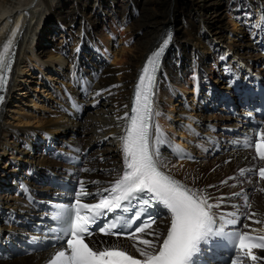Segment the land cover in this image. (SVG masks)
<instances>
[{
	"label": "bare ground",
	"instance_id": "1",
	"mask_svg": "<svg viewBox=\"0 0 264 264\" xmlns=\"http://www.w3.org/2000/svg\"><path fill=\"white\" fill-rule=\"evenodd\" d=\"M252 11L256 18L264 19V0H0V51L8 39H13L11 33L17 27L19 29L10 49L11 53L15 50V68L10 71L0 109V158L8 148L26 154L21 163L12 164L10 171L2 176L12 190L16 184L15 190L23 197L10 194L2 197L0 191V201L5 202L0 209L6 213L4 216L0 212V244L10 242L11 246L10 258L0 259V264H39L43 257V253L22 257L16 238L21 237L24 226L34 228L45 223L49 213L45 210L47 200L42 191L50 190L52 175L66 171L65 166L42 153L47 145L55 142L66 152H79L90 146L85 165L91 172L80 176L91 182L95 189L119 176L124 155L118 137L125 134L128 122L125 114L130 115V104L134 102L133 87L146 54L161 40L169 22L174 25H171L172 40L163 53L153 99V112L159 115L154 114L151 118V123L161 128L167 141L159 145L160 167L194 192L204 190L210 196L209 203L220 205L214 209L217 214L237 213L236 227L264 233V191H261L264 183L251 175L261 161L254 159L250 149L237 147L234 137L222 133L223 128L235 126V122L223 114L228 96L236 87L232 81L242 86V79L247 80L252 74L264 78V56L261 54L264 24L255 23L249 30L242 26V31L249 36L245 44H231L225 34L229 26L232 32L237 28L230 17L237 21L248 19ZM225 18L229 21L224 22ZM58 29L66 34V44H51L38 51L36 42L51 39ZM111 42L120 43L114 52L110 48ZM69 43L73 45L72 49H69ZM101 57L112 58V64H99ZM232 58L234 60H230ZM255 64H258L257 68ZM221 66L222 72L215 75ZM41 68L60 75L67 93L55 90L60 97L59 105L55 106L54 99L49 106L52 110L35 121L25 112L19 115L21 108L16 105L17 109L9 110L7 103L12 89L20 82H28L24 77L29 71L46 75ZM212 76H217V80L214 81ZM204 77H208L207 84L212 82L218 86L200 94L196 109L197 102L189 109L182 103L176 104L175 101L185 98L191 88L196 92ZM224 77H228L227 80ZM48 80L54 79L46 77ZM24 90L21 88L18 92L21 97L25 96ZM194 100L193 97L191 101ZM203 102L211 104L208 111L202 110ZM100 105L107 108L100 109ZM174 115L182 117L177 128L173 127ZM8 118L18 124L32 122L37 127L18 129ZM40 143L43 147L40 146L41 152L36 154V146ZM174 153L179 156L177 160ZM188 154L193 155V161L187 159ZM242 169L245 170L243 175ZM28 192L33 201L27 200ZM245 196L250 207L245 206ZM245 224L249 227L245 228ZM165 226L166 222L160 218L149 231L161 235ZM91 237L93 243L101 246L108 241H118L123 248L134 245L127 239ZM150 239L157 242L153 235ZM136 247L146 248L141 244ZM136 247L133 251L140 255ZM255 253L260 259L253 262L247 258L246 264H264V251Z\"/></svg>",
	"mask_w": 264,
	"mask_h": 264
},
{
	"label": "snow or ice",
	"instance_id": "2",
	"mask_svg": "<svg viewBox=\"0 0 264 264\" xmlns=\"http://www.w3.org/2000/svg\"><path fill=\"white\" fill-rule=\"evenodd\" d=\"M18 30L17 27V30L11 33L13 39H8L3 45V51H0V93L8 85V73L12 69L11 56L14 55L10 49ZM171 40L172 34L169 32L158 49L147 58L136 87L132 114H125L128 121L125 134L118 137L124 155L125 168L122 175L110 188L104 189L108 195L98 203H81L77 199L74 213L63 233L67 237L66 248L56 251L50 258L49 264H199L202 245L208 244L210 239L216 237L227 239L238 253L232 264H246L245 258H250L253 262L260 259L253 253V249H264V236L252 237L248 233L225 231L226 226L238 224L237 213L217 214L214 209L219 208L220 205L209 203L210 196L206 195L204 190H199V193L194 192L166 174L160 167L159 145L167 141L161 128L151 123V118L154 114L159 115L153 112L156 73L160 67V57ZM4 99L5 96L0 94V104ZM258 135L260 138L247 146L254 145L256 156L264 160V131ZM175 147L178 152H182L179 146ZM244 172L245 170L242 169L241 174L243 175ZM259 175L264 179V168L259 169ZM94 183L99 182L94 181ZM81 194L88 193L82 190ZM233 195L239 196L240 193ZM244 199L245 206L250 207L246 196ZM133 201L144 206L135 214V220H139L144 209L152 207L154 203L162 205L170 214V226L162 241L160 234L146 232V229L151 228L156 222L150 214L130 235L129 238L139 240L140 244L146 246L145 249H141L133 245L143 259L135 258L121 250L118 245L101 249L96 248L95 245L90 247L91 240L85 242L86 236H92L90 228L91 225L96 224L98 218L106 215V212L114 213L117 209L127 212L128 208L124 207V203L131 205ZM64 213L65 210H59L52 219L61 221L65 218ZM252 215L254 216L255 213ZM121 220L122 217L117 215L112 222L100 227L99 231L105 235H120L122 228L119 231L113 230L118 229ZM244 227L247 228L249 225L245 224ZM135 233L155 236L156 241H159L158 246L156 242L142 239Z\"/></svg>",
	"mask_w": 264,
	"mask_h": 264
},
{
	"label": "rangeland",
	"instance_id": "3",
	"mask_svg": "<svg viewBox=\"0 0 264 264\" xmlns=\"http://www.w3.org/2000/svg\"><path fill=\"white\" fill-rule=\"evenodd\" d=\"M142 9H143V6L139 9L140 16H141V13H142ZM260 19L258 17L256 18V16H254V15H251L248 19L247 18H240V20H242V21L246 20L245 22H242L240 20L239 21L235 20L234 17H230V20H232L234 26H236V27L238 26V27L233 32H232L230 26H229V28H227V30L225 31V34H226V36L228 38V41H230L231 44H235V43L236 44H239V43L240 44H245L246 41L249 39V36L247 35V33H244L242 31V26H243V28H245V30H249L250 27L253 26V24H255V23L259 24V26H261V25L264 24L263 23L264 19H262V18H260ZM224 20H226V18ZM228 21H229V19L224 21V22H228ZM168 24H170V22ZM170 25L174 26L173 24H170ZM232 29H234V28H232ZM174 30H175V28H173V33H174ZM230 32H231V34H229ZM162 34H163V32H162ZM67 41L68 40H66V34H63L60 31V29H58V30H56L53 33V35L51 36V39H45L43 41H39L38 43L36 42V44L39 47L38 51H41L42 50L41 47L49 48V46L51 44L52 45L54 44V45L62 46V45H65ZM253 42H254V37H252V43ZM111 45H112V47H110V48H112L111 51H113V52L115 51L114 50L115 46L116 47H118V46L120 47V43H118V42L117 43L111 42ZM72 47H73V45L71 43H69V49H72ZM230 57H232V54H230ZM233 58H235V57L233 56ZM233 58L230 59V60H234ZM42 59H46V58L42 57ZM111 59L112 58L105 59L104 57H101V59L99 60V64H102V62H106L107 64L110 65V64H112L111 63ZM257 65L258 64H255L256 68H257ZM221 68H222V66L217 69L215 75L219 76L218 75L219 72H222ZM40 70H42L43 74L46 73V75L42 76V75L38 74V72H36V71L35 72L33 70L29 71L30 73L28 72V75L26 74V77H24L25 79H28V82L27 83L20 82V84H18L17 87L13 88L12 92H11L12 94L10 95V98H9V104L7 103V105H8L7 108H9V110L12 111L14 109H17V107H18V109L21 108V113L19 115H23L24 112H25L27 115H30L31 119H33L35 121H37V119H40L41 117H43L47 113V111H49L51 109L49 106L53 103L54 99H56L55 100V106L59 105L60 97H58L59 94L57 92H52L54 89L55 90L61 89L63 92L67 93V91H66L67 88L65 86L66 84L64 82H62V77L60 75L58 76V75L50 74L47 71H43V68H41ZM217 76H212L213 80L214 79L217 80ZM46 77H49V78L54 79V80L46 81ZM227 78L228 77H224V80H227ZM224 80H223V82H224ZM74 82L76 83V80H74ZM207 82H208V77L202 78L201 83H205V84H203V86H205V87H203L202 85L198 84L197 85L198 89L196 90V92H194L193 88H191V90H190L191 93L189 94L187 92L188 94H186V98L178 99V102L175 101L176 104L182 103V105H184L185 107H188V109H189L197 102V104L195 105V109H196L198 104H200L199 103V101L201 99L200 98V94L202 95L203 93H205L204 90L205 91L212 90V89L214 90L218 86L217 83H210V85H209V84H207ZM49 83L51 84V87L49 86ZM213 84H214V86H213ZM201 86L203 87V89H201L202 88ZM211 86H213V87L209 88ZM21 88H24V89L27 90V91L26 90L23 91V94H25L24 97H21L19 95V93H18ZM220 92L222 93V91H220ZM67 97L68 96H66L65 99L67 100V103L69 104V101H68ZM193 97L195 98L194 102L191 101ZM212 99H213V97L210 98V100H212ZM31 100H32V102H35V105H33L32 102H30ZM186 100H190L189 101L190 103H185ZM22 103L24 104L23 106H22ZM15 105L17 107H15ZM210 106H211L210 103L203 102V105L201 107H202L203 111L204 110L208 111L207 109L210 108ZM100 107H101L100 109L107 108L106 106L102 107V105H100ZM213 109L214 108H212V111H213ZM97 110H99V109H97ZM6 112L7 111H6V108H5L4 109V114H6ZM67 113H69V112H67ZM78 117L80 119L79 115H78ZM83 117H84V115H83ZM83 117H81V118H83ZM179 118L181 119L182 117H179L178 115H174V119L172 121L174 128L182 123V121H180ZM12 120H13L12 118H8V121L12 122L11 124H14V125L17 124L16 126L18 127V129L25 128V129L32 130V129L37 127V126L33 125L32 122H27V123H21L20 122V124H18L15 120H13V121ZM186 121H187L186 123H188V119ZM206 123H208V122H206ZM190 125L193 126V124H190ZM191 128H193V127H191ZM198 136H200V135H198ZM48 141L52 142L51 140H48ZM42 143H40V144H38L36 146V149H35V153L36 154H37V152H41L39 150L41 149V147H43L44 143L43 144ZM52 143L54 144L55 142H52ZM105 145L108 147L109 146V142H107V144H105ZM1 151L2 150H0V152ZM15 152H16V155H15V153H11V149L8 148L7 151L0 158V191L2 190V193H3L2 197H3V195H7V194L12 195L11 186L9 187V184H7L4 181V179L2 180L3 173L8 171L12 164L21 163L23 161L22 157L26 156V154L24 152H21V150H18V151H15ZM0 154H2V152ZM46 157H48V156H46ZM190 161H193V159H191ZM100 164H102V163H100ZM27 170L28 169H25V171H27ZM41 171H42V169H41ZM28 176H29V172H28ZM104 179L107 180L106 178H104ZM109 180H112V179H109ZM2 184H4V185L2 186ZM14 195H16V194H14ZM16 196H20V195L17 194ZM9 199H10V197H9ZM7 201H9V200H7ZM4 203L5 202L0 201V205H2ZM247 209H249V208H247ZM0 212H3V215L5 216L6 213L4 211H2L0 209Z\"/></svg>",
	"mask_w": 264,
	"mask_h": 264
}]
</instances>
